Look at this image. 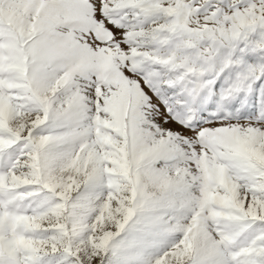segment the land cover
<instances>
[{
	"label": "snow or ice",
	"instance_id": "6c2138e0",
	"mask_svg": "<svg viewBox=\"0 0 264 264\" xmlns=\"http://www.w3.org/2000/svg\"><path fill=\"white\" fill-rule=\"evenodd\" d=\"M0 264H264V0H0Z\"/></svg>",
	"mask_w": 264,
	"mask_h": 264
}]
</instances>
